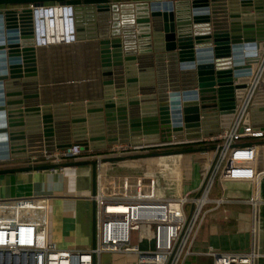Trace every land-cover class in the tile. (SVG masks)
Wrapping results in <instances>:
<instances>
[{"label": "water", "instance_id": "95a60500", "mask_svg": "<svg viewBox=\"0 0 264 264\" xmlns=\"http://www.w3.org/2000/svg\"><path fill=\"white\" fill-rule=\"evenodd\" d=\"M66 1L72 0H0V161L71 144L95 153L115 143L168 145L227 124L245 86L240 76L249 55L243 49L264 41V0H76L70 5L74 34L95 40L100 97L39 105L32 7ZM254 97L246 118L253 128H264V107L257 103L264 83ZM204 149L4 168L0 174L89 165L92 195L98 163ZM90 239L93 248L92 199Z\"/></svg>", "mask_w": 264, "mask_h": 264}, {"label": "built area", "instance_id": "2783aa9c", "mask_svg": "<svg viewBox=\"0 0 264 264\" xmlns=\"http://www.w3.org/2000/svg\"><path fill=\"white\" fill-rule=\"evenodd\" d=\"M31 17L38 104L52 105L100 97L97 52L93 48L96 43L92 39H76L71 6H33ZM76 47L84 49L85 54L91 53L95 84L87 97H82L76 86H71L69 69L62 66L65 50ZM243 51L249 55L247 61L243 60L249 66L245 75L240 76L245 79L240 100L226 125L198 139L197 142L205 147L199 152L204 166L193 190L176 196L159 195L151 172L108 173L102 163H98L94 193L90 195L94 202L96 241L93 248L80 251L60 249L47 240L46 195L0 199V264H92L93 257H98L103 251L135 253L136 264H183L197 256V252L191 249L196 231L206 225L220 204L226 202L224 183H247L245 202L252 210L255 209L260 203V185L264 179V128H253L246 116L254 95L264 83V41L262 46L253 44ZM236 83L234 79L233 84ZM257 103L264 107V98ZM163 145L115 143L105 151L115 155L139 152L151 146L168 149ZM81 152L77 144H71L18 160L21 167L59 165L73 160ZM98 153L89 159L100 158ZM56 168L61 169L59 166ZM141 230L147 233L145 240L151 243V247L140 250L131 240L133 234ZM205 253L211 256V264H255L257 255L253 249L219 252L210 246Z\"/></svg>", "mask_w": 264, "mask_h": 264}, {"label": "crops", "instance_id": "0c3cea01", "mask_svg": "<svg viewBox=\"0 0 264 264\" xmlns=\"http://www.w3.org/2000/svg\"><path fill=\"white\" fill-rule=\"evenodd\" d=\"M94 0H85V3ZM97 0L96 2H99ZM102 2V1H100ZM79 1H66L64 4H79ZM44 4H58L57 2H46ZM60 18V17H58ZM76 45H78L76 43ZM90 47V46H89ZM88 47V48H89ZM88 50V49H87ZM62 66L69 69V81L71 86H76V91L81 92L82 97L91 93L94 88L95 79L92 62H90V51L84 52L80 47L65 50ZM195 140H183L180 143H193ZM174 142L171 143L173 145ZM169 146L168 149L180 147ZM202 143L193 147L202 146ZM154 147V146H151ZM148 148V151L163 149ZM163 147H165L163 145ZM203 147V146H202ZM165 150V148H164ZM82 151L77 157L70 161L87 160L94 156L96 151ZM138 153V152H130ZM115 155H122L115 154ZM155 157L154 159H157ZM165 167L161 178L165 179L169 189L157 188L159 195L176 196L193 190L202 174L204 159L199 152L165 156L159 159ZM167 161L169 163H167ZM67 162V161H65ZM122 164V163H121ZM105 172L109 167L102 163ZM18 159L1 160L0 169L21 167ZM124 166L122 164L120 167ZM112 171L115 170L113 166ZM89 165L67 166L61 169H39L0 174V199L17 197L46 195V237L56 247L66 250H88L90 248L91 229V173ZM110 173V172H108ZM151 173H155L152 170ZM235 184H238L235 186ZM224 196L226 202L223 204H241L242 212L235 208L225 206L220 212H213L206 225L195 233L191 249L197 252L193 259H187L183 264H211L212 258L205 251L208 246L219 252H247L253 249L256 252L255 264H264V179L260 185V203L255 209L245 202L248 194L247 183H224ZM227 189L234 193L227 195ZM215 211V210H214ZM253 227V232H251ZM147 237V236H146ZM135 253H120L103 251L95 257V264H136Z\"/></svg>", "mask_w": 264, "mask_h": 264}, {"label": "rangeland", "instance_id": "374dc122", "mask_svg": "<svg viewBox=\"0 0 264 264\" xmlns=\"http://www.w3.org/2000/svg\"><path fill=\"white\" fill-rule=\"evenodd\" d=\"M64 61V60H63ZM137 152V151H136ZM100 157H107V156H113V152L110 151H100V153H98ZM122 154H127V153H122ZM183 156H185V153H182ZM155 158V157H154ZM154 158H143V159H125L123 161H110V162H105V164L109 167V170L107 169L108 172L110 173H136V174H148L150 172H152V170H155V173L153 174L155 176L156 179V187L158 188V190L163 187L164 189H169V187L166 185L165 183V179H162V173L164 171L165 167V163L163 162V166L161 165V162L159 159L162 157H158L157 159ZM124 164V166L120 167L122 164ZM167 163H169L167 161ZM115 167V170L112 171L113 169H111L112 167ZM238 184H235V186H237ZM248 187V186H247ZM225 185H224V189H225ZM234 189L231 191L230 193V189H227V195L230 194H235L234 193ZM237 195V194H235ZM225 206H230L235 208V211L241 213V207H244L241 204H236L234 206H232V204L228 205V204H220L214 212H220L221 209ZM223 210V209H222ZM220 214L222 216H224L221 212ZM147 236V233L143 230L138 231L137 233L133 234V238L131 240V243L136 244L137 247L141 250L143 248H148L151 247V243H149L148 241L145 240V237Z\"/></svg>", "mask_w": 264, "mask_h": 264}, {"label": "trees", "instance_id": "16d2710c", "mask_svg": "<svg viewBox=\"0 0 264 264\" xmlns=\"http://www.w3.org/2000/svg\"><path fill=\"white\" fill-rule=\"evenodd\" d=\"M199 142H193V143H174L173 145L168 144L169 146H175V147H180V148H189V147H193L195 144H198ZM168 145H164L165 147H168Z\"/></svg>", "mask_w": 264, "mask_h": 264}, {"label": "flooded vegetation", "instance_id": "af4514ba", "mask_svg": "<svg viewBox=\"0 0 264 264\" xmlns=\"http://www.w3.org/2000/svg\"><path fill=\"white\" fill-rule=\"evenodd\" d=\"M144 149H146L148 151V148H144ZM146 150H141L139 152H147Z\"/></svg>", "mask_w": 264, "mask_h": 264}, {"label": "bare ground", "instance_id": "6f19581e", "mask_svg": "<svg viewBox=\"0 0 264 264\" xmlns=\"http://www.w3.org/2000/svg\"><path fill=\"white\" fill-rule=\"evenodd\" d=\"M65 49V48H64ZM61 71V70H60ZM60 83H62L63 81H59Z\"/></svg>", "mask_w": 264, "mask_h": 264}]
</instances>
